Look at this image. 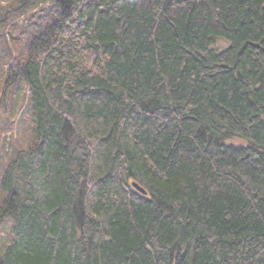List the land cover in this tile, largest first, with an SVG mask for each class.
Listing matches in <instances>:
<instances>
[{
    "label": "trees",
    "instance_id": "trees-1",
    "mask_svg": "<svg viewBox=\"0 0 264 264\" xmlns=\"http://www.w3.org/2000/svg\"><path fill=\"white\" fill-rule=\"evenodd\" d=\"M47 1L0 264H264V0Z\"/></svg>",
    "mask_w": 264,
    "mask_h": 264
},
{
    "label": "rangeland",
    "instance_id": "rangeland-1",
    "mask_svg": "<svg viewBox=\"0 0 264 264\" xmlns=\"http://www.w3.org/2000/svg\"><path fill=\"white\" fill-rule=\"evenodd\" d=\"M35 1L48 2L28 0V3L34 4ZM19 3L20 0H0V170L5 167L14 150L22 146V140L31 135L34 127V121L27 111L28 87L16 74L15 68L22 62V49L19 50L16 42L23 45L20 38L24 23L21 19L19 26L13 28L11 20L17 19ZM227 45L225 40L217 41V46L221 49ZM5 197L6 192L0 189V202ZM11 226L10 214L0 220V248L6 244Z\"/></svg>",
    "mask_w": 264,
    "mask_h": 264
},
{
    "label": "water",
    "instance_id": "water-1",
    "mask_svg": "<svg viewBox=\"0 0 264 264\" xmlns=\"http://www.w3.org/2000/svg\"><path fill=\"white\" fill-rule=\"evenodd\" d=\"M133 186H134L139 192H141L142 194H144V195L147 194V191H146L142 186H140L138 183L134 182V183H133Z\"/></svg>",
    "mask_w": 264,
    "mask_h": 264
}]
</instances>
